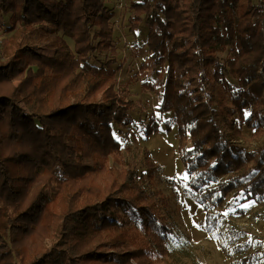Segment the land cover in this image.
<instances>
[{
  "label": "trees",
  "instance_id": "16d2710c",
  "mask_svg": "<svg viewBox=\"0 0 264 264\" xmlns=\"http://www.w3.org/2000/svg\"><path fill=\"white\" fill-rule=\"evenodd\" d=\"M123 19L133 33L147 26L138 70L162 84L141 86L173 114L182 193L205 210L206 230L229 194L264 200V0H127L121 11L108 0H0V264L166 261L168 199L140 183L155 164L128 163L113 132L134 105L116 78ZM95 52L107 56L93 64ZM239 125L252 149L237 143ZM157 128L149 118L145 139Z\"/></svg>",
  "mask_w": 264,
  "mask_h": 264
},
{
  "label": "rangeland",
  "instance_id": "374dc122",
  "mask_svg": "<svg viewBox=\"0 0 264 264\" xmlns=\"http://www.w3.org/2000/svg\"><path fill=\"white\" fill-rule=\"evenodd\" d=\"M109 7L117 10L112 0ZM128 27V21L123 19L122 26L116 28L115 35L121 34L120 37H114L117 64L120 66L116 78L120 84L128 82L130 98L134 105L123 124H113V132L121 143L124 158L128 163L134 164L140 172L145 170V159L148 156L155 164L151 182L141 179L140 183L148 190L158 191L168 199V209L160 207L161 214L172 229L169 253L165 262L264 264V200L248 199L254 203L248 208H243L230 204L229 202L236 195L229 194L225 204L217 208L220 221L210 232L205 228V210L183 195L182 189L187 184V178L182 179L186 172L177 154V134L173 114L171 111L161 113L158 109L160 96L141 86L143 80L153 81L159 86L162 84V79L156 76L154 70H148L145 75L140 74L138 70L147 56V49L144 46L147 26L142 21L135 33L129 31ZM0 31H2L1 28ZM1 34L5 37V32ZM69 41L71 43V39ZM0 44L2 52L0 61L3 62L5 57L2 43ZM44 51L48 54L52 53L50 48H44ZM106 56V52H95L89 56V60L93 64H98ZM228 56H230L228 47L217 52L220 61ZM65 63L62 61L56 65L54 71L61 72ZM226 79L232 86L237 87V81L234 78L226 75ZM41 92L38 90L37 95ZM149 118L158 122V128L145 139L144 130ZM221 126L223 130H228L226 124ZM168 127H170L169 130ZM238 128L241 131V137L236 140L237 143L248 149L255 147L256 140L251 138L252 130L245 125H239ZM246 202L241 201V203ZM233 208L235 211H231ZM193 221L200 226H195ZM121 262L136 264L133 260L123 258Z\"/></svg>",
  "mask_w": 264,
  "mask_h": 264
},
{
  "label": "snow or ice",
  "instance_id": "6c2138e0",
  "mask_svg": "<svg viewBox=\"0 0 264 264\" xmlns=\"http://www.w3.org/2000/svg\"><path fill=\"white\" fill-rule=\"evenodd\" d=\"M252 115V113L250 111H246L244 113V118L245 119H249L250 116ZM255 131V128L253 129ZM141 135H143V133H141ZM189 152H191L192 150L189 149ZM188 176V174L186 173L185 176L182 179H186ZM169 179H174V177H169ZM252 193L251 192H246L244 190H241V192L236 195L232 201H230V204H235L238 205L239 207H243V208H248L252 205V203H254V201L248 200V197L251 196ZM215 199V197H213ZM241 201H247L246 203H241ZM231 211H235V209L233 208ZM225 215H228V213H225ZM194 225L199 227L200 225L196 224L195 221H193ZM214 226V225H212ZM162 235H166L164 233H162Z\"/></svg>",
  "mask_w": 264,
  "mask_h": 264
},
{
  "label": "built area",
  "instance_id": "2783aa9c",
  "mask_svg": "<svg viewBox=\"0 0 264 264\" xmlns=\"http://www.w3.org/2000/svg\"><path fill=\"white\" fill-rule=\"evenodd\" d=\"M111 0H108V5L110 3ZM114 2V8L121 11L124 9V7L126 6L127 0H112ZM112 9V8H111ZM4 38V36L2 34H0V43L2 41V39Z\"/></svg>",
  "mask_w": 264,
  "mask_h": 264
}]
</instances>
